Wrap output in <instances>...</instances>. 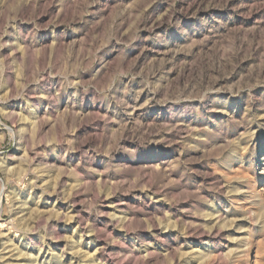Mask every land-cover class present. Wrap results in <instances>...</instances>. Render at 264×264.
I'll return each mask as SVG.
<instances>
[{
  "label": "rangeland",
  "instance_id": "1",
  "mask_svg": "<svg viewBox=\"0 0 264 264\" xmlns=\"http://www.w3.org/2000/svg\"><path fill=\"white\" fill-rule=\"evenodd\" d=\"M263 158L264 0H0V264H264Z\"/></svg>",
  "mask_w": 264,
  "mask_h": 264
},
{
  "label": "bare ground",
  "instance_id": "2",
  "mask_svg": "<svg viewBox=\"0 0 264 264\" xmlns=\"http://www.w3.org/2000/svg\"><path fill=\"white\" fill-rule=\"evenodd\" d=\"M263 160H264V158H263ZM3 164H4V160L3 159H0V166L3 165ZM2 209H3V205H2V202L0 201V210L2 211ZM0 228H1V230L5 231V232L6 231L8 232V230L10 229V227L8 226V224L6 222H4V221H1L0 222ZM15 236H21V235L17 234Z\"/></svg>",
  "mask_w": 264,
  "mask_h": 264
},
{
  "label": "water",
  "instance_id": "3",
  "mask_svg": "<svg viewBox=\"0 0 264 264\" xmlns=\"http://www.w3.org/2000/svg\"><path fill=\"white\" fill-rule=\"evenodd\" d=\"M1 201H2V199H1Z\"/></svg>",
  "mask_w": 264,
  "mask_h": 264
}]
</instances>
